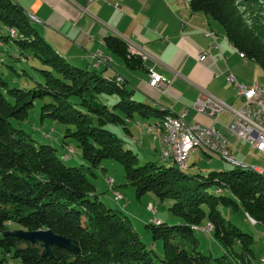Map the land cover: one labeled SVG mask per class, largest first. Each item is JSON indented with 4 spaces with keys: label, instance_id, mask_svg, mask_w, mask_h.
Instances as JSON below:
<instances>
[{
    "label": "trees",
    "instance_id": "1",
    "mask_svg": "<svg viewBox=\"0 0 264 264\" xmlns=\"http://www.w3.org/2000/svg\"><path fill=\"white\" fill-rule=\"evenodd\" d=\"M259 1L264 3L188 0V6L192 13H202L214 22L232 47L264 72V26L244 18L245 7ZM0 25L15 31L13 37L10 31L0 32V42L5 46L0 47L1 63L6 62L3 50L12 44L16 52L21 51L16 60L39 59L46 66L41 70L44 81L34 87L29 83L24 88L9 89L0 79V87H6L0 92V248L4 254L20 264H262L252 249V236L227 221L220 210L225 207L242 212L256 222L254 226L264 227L261 175L237 165L229 171L210 173L200 181L183 173L188 165L186 170L180 169L174 161L172 165L165 161L164 166L140 165L117 127L130 132L135 115L162 119L170 114L135 101L125 89L123 77L77 67L58 55L14 0H0ZM106 42L127 66L142 67L141 60L128 53L124 41L109 37ZM18 75L25 77L26 72ZM115 94L121 99L112 107L102 101L103 96ZM43 99L49 102L41 108V119L49 117L67 127L63 145L65 139H74L87 168L66 165L55 147L38 143L13 124L14 120L25 121L35 102ZM106 159L125 168L136 196L152 193L160 202L171 201L170 211L184 220L178 225L159 220L145 225L152 242H159L161 255L146 248L127 214L106 206L97 195L89 173ZM210 188H214L213 193ZM203 225L211 226L209 234L225 250L221 257L199 250L194 233L202 230L194 227ZM20 229L52 230L78 242L81 251L53 246V256L46 257L41 246L4 235ZM6 261L0 259V264Z\"/></svg>",
    "mask_w": 264,
    "mask_h": 264
},
{
    "label": "crops",
    "instance_id": "2",
    "mask_svg": "<svg viewBox=\"0 0 264 264\" xmlns=\"http://www.w3.org/2000/svg\"><path fill=\"white\" fill-rule=\"evenodd\" d=\"M14 1L58 55L77 67L123 77L125 89L133 98L176 118L183 116L187 124L197 123L204 128L211 125L208 117L194 109L201 91L237 108L240 98L230 76L248 86L264 82L263 70L240 57L207 16L192 13L188 0ZM204 32L214 34L216 39ZM109 37L135 44L149 58H140L141 68L127 66L108 47ZM257 67L261 71L259 81H250V71L256 73ZM149 69L161 76L164 85L149 86ZM229 119L227 111L221 112L215 126L229 139L232 155L240 163L244 142L226 132Z\"/></svg>",
    "mask_w": 264,
    "mask_h": 264
},
{
    "label": "rangeland",
    "instance_id": "3",
    "mask_svg": "<svg viewBox=\"0 0 264 264\" xmlns=\"http://www.w3.org/2000/svg\"><path fill=\"white\" fill-rule=\"evenodd\" d=\"M245 12L244 18L248 23H259L264 26V3L259 1L257 4L247 5L245 7ZM6 31L7 33L10 31L9 33L11 37L15 36L14 30H9L8 28H5V26L0 25V32L6 34ZM0 47L5 46L0 42ZM16 50L17 48L12 44H10L7 49L3 50V56L6 62L5 64L0 62V79L7 84L9 89L24 88L25 84L29 83L31 87H34V85L36 86L39 82H43L44 78L42 77L41 70L45 69V64L39 59L32 60L29 58L26 62L16 60L15 56L19 55V52H21L20 50L19 52H16ZM24 55L26 54L24 53ZM242 58L245 57L243 56ZM22 70L26 72L25 77L18 75ZM257 70L256 73L250 71V81H259L261 71L258 67ZM258 85L262 84L260 83ZM5 90L6 87H0L1 93L5 92ZM137 94L139 95V93ZM120 99L121 96L119 94L102 97V101L109 107H112L115 103L119 102ZM134 100L141 102L137 97H135ZM48 102V99L37 100L35 106L29 112V117L25 121L14 120L13 124L16 127L25 130L32 136V138L38 141V143H42L43 145L49 144L55 147L58 150L59 156L61 158L63 156L64 160H62L66 165L72 167H80L81 165H84V167L87 168L88 164L83 162L81 149L74 139H65L66 144L63 145L67 127L49 117L44 120L41 119V108ZM120 114L123 113L120 111ZM162 119H160V121ZM152 121V118L141 119L139 116L135 115L132 119V124L129 125L130 132L123 130L122 127H117V129L121 139L125 142L126 147L132 149L133 154L137 156L140 165L145 163H156L157 165L164 166L166 164L160 158L162 145L157 138H154V136L151 138L147 133L146 128L143 127L144 124H150ZM67 142L71 145H68ZM243 144V156L241 158V164L238 163L240 164L238 167L245 170L249 169L251 171L253 170V167L264 168V155L257 152L245 142ZM166 162L169 165H172L173 163L171 159ZM187 165L188 168L187 170L185 169L186 171L183 173L187 176L195 177L196 180L200 181L206 179L210 173L225 172L237 167L236 165L225 162L216 156H210V158H208L207 155L200 151L189 155ZM259 177L264 181V177ZM89 179L96 187L97 195L100 197L101 201L104 202L106 206L115 210H122L127 214L130 217L133 228L140 236V239L146 248L154 250L158 255H161L162 253L161 246L159 242H152L151 234L149 230L146 229L145 225L148 224L149 221L158 222V220L169 225L184 224L183 219L176 217L170 211L172 206L171 201L160 202L152 193H147L139 197L136 196L135 188L128 184L126 179L125 168L118 162L110 159L103 160L98 168H93L91 170L89 173ZM209 192L213 193L214 188H210ZM116 195L119 198L120 196L124 198V201L118 202L116 200ZM220 210L227 221H230L241 232L252 236V249L254 253L257 257L264 259V227L261 225L254 226L256 222H254L250 216L245 215L242 212L235 213L225 207L220 208ZM196 227L200 228L203 232L201 233L200 231L194 233L198 240V248L202 253L214 258L221 257L225 254V250L222 246H220L219 243L209 234L212 230L211 226L209 227V230H206L207 225ZM2 237L3 235L0 232V239ZM0 259H6L7 261L5 264H20L18 260L12 259L9 255L4 254L1 248Z\"/></svg>",
    "mask_w": 264,
    "mask_h": 264
},
{
    "label": "built area",
    "instance_id": "4",
    "mask_svg": "<svg viewBox=\"0 0 264 264\" xmlns=\"http://www.w3.org/2000/svg\"><path fill=\"white\" fill-rule=\"evenodd\" d=\"M204 34L214 38V40L216 39L214 34H207L206 32ZM132 47L134 51L141 54L142 61H146L149 58L142 48L133 43ZM148 76L151 88H158L164 85L161 76L152 69H149ZM229 80L233 83L235 91L240 98V105L237 108L228 107L213 95L201 91L200 97L194 104V109L208 117L211 120V125L204 128L197 123L187 124L183 116H181L179 117L182 119L180 144L172 145L171 143L172 127L170 128L169 136L166 137L170 138V146H163L162 138L163 150L171 151L174 162L187 165L189 155L201 150L225 162L236 166L240 165L232 155L229 139L215 126L217 117L224 111H227L230 115V119L225 126L226 132L246 142L257 152L264 155V82L262 85L253 84L248 86L237 82L232 76L229 77ZM159 126L160 119H155L150 124H144V128H146L151 138L158 136ZM117 200L121 202L124 198L117 196ZM209 227L210 225H208L206 230H209ZM261 263L264 264V259H261Z\"/></svg>",
    "mask_w": 264,
    "mask_h": 264
},
{
    "label": "water",
    "instance_id": "5",
    "mask_svg": "<svg viewBox=\"0 0 264 264\" xmlns=\"http://www.w3.org/2000/svg\"><path fill=\"white\" fill-rule=\"evenodd\" d=\"M4 235L16 236L25 243L31 244L32 246H41L43 248V255L46 257H52L51 247L56 246L79 253L81 250L78 247V242L70 238L55 234L52 230H39V231H28V230H14L6 232Z\"/></svg>",
    "mask_w": 264,
    "mask_h": 264
},
{
    "label": "bare ground",
    "instance_id": "6",
    "mask_svg": "<svg viewBox=\"0 0 264 264\" xmlns=\"http://www.w3.org/2000/svg\"><path fill=\"white\" fill-rule=\"evenodd\" d=\"M211 34V33H207ZM128 53L132 56L141 58V54L133 50L132 43H127ZM240 57H243L242 54H240ZM172 127L171 132V143L172 145H179L181 140V130H182V121L176 117H173L171 115L164 116V118L160 121V126L158 130V136H154V138L158 139L160 144L162 145V138H163V146H170V138H166L169 136L170 128ZM162 150L160 152V158L163 162L169 160L173 161V155H171L170 150ZM178 168L185 169L186 164L180 163V162H174ZM253 171L258 173L261 176H264V169L261 168H253ZM117 200V195H116ZM118 201V200H117ZM195 228V227H194ZM207 229V228H206Z\"/></svg>",
    "mask_w": 264,
    "mask_h": 264
}]
</instances>
